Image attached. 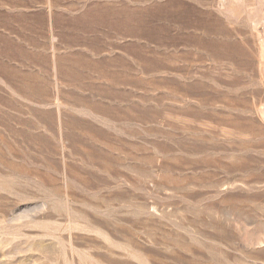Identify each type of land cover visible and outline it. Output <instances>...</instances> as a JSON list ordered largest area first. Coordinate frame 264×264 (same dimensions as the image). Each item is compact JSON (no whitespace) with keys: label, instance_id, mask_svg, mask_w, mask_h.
Returning <instances> with one entry per match:
<instances>
[{"label":"rangeland","instance_id":"374dc122","mask_svg":"<svg viewBox=\"0 0 264 264\" xmlns=\"http://www.w3.org/2000/svg\"><path fill=\"white\" fill-rule=\"evenodd\" d=\"M0 264H264V0H0Z\"/></svg>","mask_w":264,"mask_h":264}]
</instances>
